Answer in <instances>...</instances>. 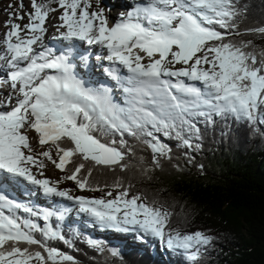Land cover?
Returning a JSON list of instances; mask_svg holds the SVG:
<instances>
[{
  "label": "snow or ice",
  "instance_id": "6c2138e0",
  "mask_svg": "<svg viewBox=\"0 0 264 264\" xmlns=\"http://www.w3.org/2000/svg\"><path fill=\"white\" fill-rule=\"evenodd\" d=\"M238 4L141 0L111 24L100 0L95 8L92 0H31L26 24L17 22L25 19L21 12L9 13L0 48L8 69L3 73L7 92L0 85V264H80L50 243L74 247L60 224L52 223L53 218L63 222L69 209H39L10 196L5 185L21 179L47 196L72 201L102 229L151 237L188 264H198L215 237L172 228L173 213L144 193H133L131 184H93L91 178L96 168L126 170L136 145L151 153L145 174L162 168V160L173 159L166 140L198 149L199 125L214 124V117L264 125V49L230 38L264 36V27L240 32ZM19 7L24 8L23 0ZM55 12L59 23L52 39L104 49L96 59L108 62L104 71L118 92L77 72L76 60L87 66L89 57L73 51L75 44L57 51L45 43L46 23ZM46 161L65 176L45 177ZM64 180L80 192L102 195H76L60 187ZM86 243L105 251L96 239ZM108 251L120 256L115 248Z\"/></svg>",
  "mask_w": 264,
  "mask_h": 264
},
{
  "label": "trees",
  "instance_id": "16d2710c",
  "mask_svg": "<svg viewBox=\"0 0 264 264\" xmlns=\"http://www.w3.org/2000/svg\"><path fill=\"white\" fill-rule=\"evenodd\" d=\"M237 7L240 32L264 27V0H239ZM230 38L251 40L257 51L264 49V36L258 33ZM214 119V124L199 125L198 149L176 147L177 141L166 140L173 147V159L162 160V168L147 174L144 169L151 164V153L129 138L136 150L125 161L128 168H96L91 182L111 185L120 180L131 184L133 193H144L173 213L172 228L215 237L198 264H264V125L252 126L231 117ZM52 222L60 224L74 247L60 241L50 243L76 257L80 264H188L184 256L157 240H141L133 232L119 233L116 241L99 237L105 247L99 253L86 240L92 229L102 234L106 229L72 218L63 222L54 218ZM110 248L117 249L120 256L112 257Z\"/></svg>",
  "mask_w": 264,
  "mask_h": 264
},
{
  "label": "bare ground",
  "instance_id": "6f19581e",
  "mask_svg": "<svg viewBox=\"0 0 264 264\" xmlns=\"http://www.w3.org/2000/svg\"><path fill=\"white\" fill-rule=\"evenodd\" d=\"M131 0H122V2H112L111 0H105V6L103 7L105 9V15H106V9L107 8H111V7H115V9L117 10V13L115 14L116 19L120 16V10L121 7L124 6V4H128ZM141 1V0H140ZM123 11V10H122ZM108 13V12H107ZM120 13V14H119ZM116 19H112V17H109V23H113ZM54 20H51L49 22V24H47V28H48V34L46 36L45 42H48L52 39V36L49 37L51 34H53L54 32ZM4 34L0 32V39H3ZM48 37V38H47ZM77 46V44H75ZM3 46H0V48H2ZM98 49H102L100 46H98ZM73 50V49H72ZM98 55V54H97ZM96 55V56H97ZM96 60L95 58H92L91 56L89 57L88 60V64L87 66H85L79 59L76 60V64H77V72L89 83L91 84H105L103 79L105 78L106 74L104 71V65L103 66H99V65H95L94 61ZM8 69L6 68V62L4 60H0V85H3V91L7 92L8 90V85L3 83V73L6 72ZM108 86L109 83H111L113 85V87L116 85V81H113L110 77L108 78ZM118 88V86H117ZM118 92V89H116ZM44 176L49 178L50 180L55 181L56 177L55 176H51V174L44 172ZM62 185V183H61ZM60 185V186H61ZM7 186V187H6ZM28 187L30 189L29 192H25L24 188L22 189L21 187ZM8 187H12L11 190ZM5 189L7 191V193L14 197L15 199L23 202V203H29V206H36L38 205L39 207L42 208H46L49 209V205L52 206H57L56 208H59L61 206H58L61 204V200L60 199H64L61 198L59 199V197H53V196H47L43 193L42 190H40L37 186H34L32 184H30L27 181L24 180H20L18 183H15L12 186L9 185H5ZM13 190V191H12ZM16 192H18V194H16ZM18 196L21 198H18ZM23 199V200H22ZM66 200V199H65ZM68 201V200H67ZM68 203H70L71 205H74V203L72 201H68ZM75 206V205H74ZM51 208V207H50ZM76 208V207H75ZM62 209V208H61Z\"/></svg>",
  "mask_w": 264,
  "mask_h": 264
},
{
  "label": "rangeland",
  "instance_id": "374dc122",
  "mask_svg": "<svg viewBox=\"0 0 264 264\" xmlns=\"http://www.w3.org/2000/svg\"><path fill=\"white\" fill-rule=\"evenodd\" d=\"M111 1L112 2H117V1L118 2H122V0H111ZM23 4H24V8L23 9H20V7H19L20 0H0V6H1V9H2V11H0V32L1 33L4 34L7 31V29L5 27V23L9 20V13H11V12L19 11V12H21V14H23L25 16V19L23 21H17V22H19L21 24H26L28 22L27 13L30 12V11H32V8H31V0H23ZM92 4H93V8H95V6H96V0H92ZM104 4H105V0H100V7H104L105 6ZM9 5H11L12 7H9ZM55 6L56 5H54V7ZM116 9H115V7L107 8L106 9V16H108L110 18L112 17V19H116V17H115L116 16L115 14L117 13V10ZM58 15H59V12L52 13L50 15L49 20L46 23V26H47V24H49V22L51 20H54V22H55L54 25L55 24H58L59 23V21L57 19ZM54 34H55V29H54L53 34H51L49 37H51V36L53 37ZM47 35H49V34H47ZM3 39H4V37H3ZM3 39H0V46H3L2 45ZM45 39H46V37H45ZM109 86H112L113 87V85L111 83H109ZM114 88L118 89L117 88V85H115ZM33 135H35V133H33ZM41 150L42 149H40L39 147H37V151H41ZM46 164H47V168L44 170V172H47V173L51 174V176H55L56 177V180L62 179L65 176L64 172H61L60 170L56 169L55 166L51 162L46 161ZM60 187L61 188H68V189H71L74 193L76 191V192L82 194V192H80L76 188V185L72 181L64 180L63 183H62V185ZM8 188L11 190L12 187H8ZM89 193H90V195H96L95 192H89ZM16 194H18V192H16ZM18 198H20V197L18 196ZM59 199H60V197H59ZM60 200H61L60 201L61 204L58 205V206H61L59 208H62V209L63 208H68L69 209L68 213H70L68 216L71 215L72 217H75L78 214L80 217H83V215H81V214L78 213L77 209L75 208L76 206L71 205L65 199H60ZM27 204H29V203H27ZM36 206H38V205H36ZM48 207H49L50 210L52 208H54V206H52V205H49ZM55 207H57V206H55ZM39 208L41 209V207H39ZM42 209H46V208H42ZM114 238L115 239H118L115 236H114Z\"/></svg>",
  "mask_w": 264,
  "mask_h": 264
}]
</instances>
